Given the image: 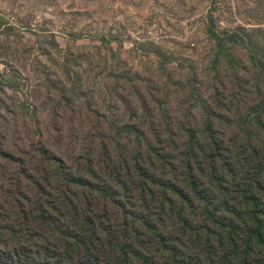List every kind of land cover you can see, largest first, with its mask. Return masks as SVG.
<instances>
[{"label":"rangeland","instance_id":"374dc122","mask_svg":"<svg viewBox=\"0 0 264 264\" xmlns=\"http://www.w3.org/2000/svg\"><path fill=\"white\" fill-rule=\"evenodd\" d=\"M229 34L236 38L230 41ZM223 40L233 54L229 69L223 68L225 50L217 58ZM258 47L264 61V0H0V214L8 220L0 222V264L85 260L82 244L69 249L40 221L46 206L39 196L30 204L24 196L15 199L35 188L31 179L44 184L40 174L60 165L55 157L69 170H88L90 159L97 180L115 187L110 171L116 164L104 162L108 154L135 155L139 137L124 129L129 123L142 128L139 140L146 145L151 130L165 127V139L181 127L175 139L184 143L183 126L191 122L205 131L214 108L224 118L213 117L214 128L236 159L240 142L232 131L241 120L247 125L240 131H248L254 115L247 117L248 111L261 105L258 91L264 98L262 85H247L260 81L250 54ZM255 89L258 101L238 107L236 99L252 98ZM164 108L172 118L164 117ZM111 123L125 130L120 138ZM199 136L207 148L205 134ZM100 142H107V152ZM163 146L172 153L170 142L154 144ZM125 197L132 210L145 206L139 191ZM19 202L32 222L24 220ZM9 222L13 232L4 229ZM46 249L62 260L46 263Z\"/></svg>","mask_w":264,"mask_h":264},{"label":"trees","instance_id":"16d2710c","mask_svg":"<svg viewBox=\"0 0 264 264\" xmlns=\"http://www.w3.org/2000/svg\"><path fill=\"white\" fill-rule=\"evenodd\" d=\"M234 38L236 35H228L230 41ZM228 45L223 40L219 45L222 50L217 52L218 62L223 59L219 52L225 50L228 54L225 69H229L232 61L229 58L233 56L228 52ZM261 52L262 48L258 47L250 53L252 66L262 83L254 82L255 78L247 85L257 90L261 85L264 87ZM235 76L242 80L238 72ZM258 94L261 105L248 111L247 117L254 113L248 131H240L247 125L245 120L239 121L232 131L234 139L240 142L234 160L227 153L225 135L214 128L213 117L224 118L212 108L208 110L203 133L194 129L191 122L188 127L183 126L187 136L184 143H177L175 139L181 131L179 126V131L173 130V137L167 139L164 138L168 132L166 127L161 132L151 130L152 139L146 145L144 140H139L145 135L142 128L127 124L124 129L133 130L139 137L134 140L135 155L128 159L108 154L104 162L116 164L115 170L110 171L115 187L97 180L88 159L92 152L89 147L85 157L88 170H69L61 158L54 156L60 165L56 170L40 174L44 184L31 179L35 188L27 196L19 191L18 199H14L18 201L24 196L25 203L30 204L39 196L46 206L39 215L50 216L41 217L40 221L46 222L53 238L67 243L69 249L83 245L85 260L79 264H264V138L260 134L264 135V98L259 91ZM256 98L255 89L252 98L238 97L237 106L249 109L250 101H258ZM161 111L163 115L166 112L164 117L172 118L169 110ZM111 125L110 130H117L120 138V132L125 130L114 127V123ZM199 135L209 141L207 148L200 144ZM169 142L172 153L164 146L154 147V144L169 145ZM100 144L107 152V142ZM144 146L147 151L143 150ZM133 191H139L140 202L145 205L137 210L130 209L133 206L125 199V194ZM18 204L22 206L24 220L32 222L27 219L31 218L28 210L22 203ZM3 221L8 220L0 214V222ZM4 229L13 232L14 226L9 222ZM46 251L49 253L43 258L46 263L49 259L62 260L61 255L53 256Z\"/></svg>","mask_w":264,"mask_h":264}]
</instances>
